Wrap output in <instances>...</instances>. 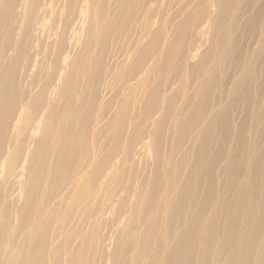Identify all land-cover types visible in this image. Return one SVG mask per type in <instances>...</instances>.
Here are the masks:
<instances>
[{"label":"bare ground","instance_id":"6f19581e","mask_svg":"<svg viewBox=\"0 0 264 264\" xmlns=\"http://www.w3.org/2000/svg\"><path fill=\"white\" fill-rule=\"evenodd\" d=\"M0 264H264V0H0Z\"/></svg>","mask_w":264,"mask_h":264}]
</instances>
